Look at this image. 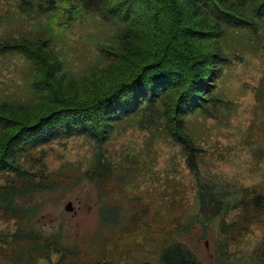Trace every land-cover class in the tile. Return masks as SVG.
<instances>
[{
    "label": "trees",
    "instance_id": "16d2710c",
    "mask_svg": "<svg viewBox=\"0 0 264 264\" xmlns=\"http://www.w3.org/2000/svg\"><path fill=\"white\" fill-rule=\"evenodd\" d=\"M85 8L103 20L115 19L121 34L113 45L96 47L102 58L74 80L61 73L58 57L43 38L0 44L30 63L29 105L0 102V244L10 256L50 253L62 258L76 253L57 229L36 227L38 206L64 187L85 181L100 189L117 186L113 164L103 149L113 130L132 120L137 129L159 126L178 146L186 172L193 178L195 217L218 219L219 233L237 238L264 217V177L252 187H234L201 178L195 147L185 128L189 115L218 103L216 81L229 58L220 40L226 33L256 42L264 32V0H86ZM261 29L263 32H261ZM259 102L264 104V82ZM90 142L88 157L76 172L67 162L52 168L49 159L72 139ZM251 152V158L252 153ZM258 167L264 149L253 153ZM113 158V157H110ZM253 160V158H252ZM118 181L122 179L117 177ZM70 189V188H67ZM233 213L235 221H227ZM102 215V214H101ZM39 250V251H38ZM259 251L264 250V241ZM161 264H200L181 244H167ZM252 264H264L262 253Z\"/></svg>",
    "mask_w": 264,
    "mask_h": 264
},
{
    "label": "rangeland",
    "instance_id": "374dc122",
    "mask_svg": "<svg viewBox=\"0 0 264 264\" xmlns=\"http://www.w3.org/2000/svg\"><path fill=\"white\" fill-rule=\"evenodd\" d=\"M85 1L0 0V44L46 39L61 73L74 80L82 77L103 63L96 47L113 45L121 34L115 19L103 20L85 8ZM233 34L220 40L229 60L216 81L218 103L189 115L185 128L202 150L197 155L201 178L244 188L264 177V160L250 169L256 163L253 153L264 149V104L259 102L261 90L256 91L264 82V32L252 45ZM30 67L17 51L0 50V102H34ZM106 148L117 186L98 191L83 180L54 194L57 200L50 196L38 206L36 227H60L65 242L75 243L78 251L66 258L38 252L17 257L2 248L4 243L0 264H161L159 254L171 243L188 249L200 264H252L256 255H264L258 250L264 241V217L230 239L219 233L218 219L205 222L195 217L193 178L184 169L178 146L159 126L137 129L132 120L123 121ZM90 149L83 138L72 139L50 157L49 165L56 168L67 162V170L76 172L79 158L88 157ZM66 202L71 203L69 211L64 210ZM227 221H235V215ZM8 225L0 221V228Z\"/></svg>",
    "mask_w": 264,
    "mask_h": 264
},
{
    "label": "water",
    "instance_id": "95a60500",
    "mask_svg": "<svg viewBox=\"0 0 264 264\" xmlns=\"http://www.w3.org/2000/svg\"><path fill=\"white\" fill-rule=\"evenodd\" d=\"M71 208V203L70 202H66L65 206H64V210L65 211H69Z\"/></svg>",
    "mask_w": 264,
    "mask_h": 264
}]
</instances>
